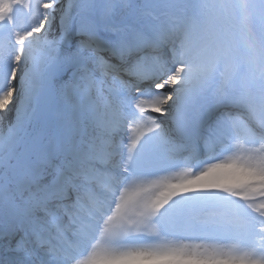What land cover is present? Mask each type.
Masks as SVG:
<instances>
[{"label": "rangeland", "instance_id": "obj_1", "mask_svg": "<svg viewBox=\"0 0 264 264\" xmlns=\"http://www.w3.org/2000/svg\"><path fill=\"white\" fill-rule=\"evenodd\" d=\"M77 1L78 0H4V3L0 5V30H2L1 32H4L3 35L0 34V65H3L1 70L6 71L2 73L5 79H2L3 88L0 87V103L2 102L8 106L9 100L17 103L18 99H20V103L22 102V98L26 90H28L31 86V76L37 64L43 66L45 74H47L48 69L51 66L52 77L50 80L46 81V84L48 88L49 86H52L53 93L55 95V104L48 113L47 123H45L41 116L43 110H41L39 108V104H37L35 106L36 115L29 123L26 122L27 124H24V127H27L30 124L29 129H34L33 133H36V130L39 131L38 128L42 125H46V128L39 133L44 137L40 138V140L37 139L33 144H31L29 152L31 159L39 162L40 174H42V172L46 169L51 170L52 173H50L52 175H45V173H43L44 176L42 177V182L40 181L41 183L38 184L40 188L38 187L39 190H36V192H40L39 195L33 194L30 196V193L26 195L30 198H33L34 196L37 197L36 200L38 202L35 200L32 202V205L34 209L36 208L37 212L44 216L43 219L46 225V231L42 232L45 234L44 240L41 244H39L38 242L33 241L36 237L32 234L31 229L25 227L23 224L18 225L17 222L14 221L7 222L5 225L7 233L0 235V264H40L41 260L46 261V264H77L81 251L84 249L80 247L81 245L74 246L73 243L78 244L79 241L89 242L88 248L95 249V251H97L96 249L99 248L98 246H100L101 243L100 240H98L100 236L98 232L99 230H96V226L98 227L97 221H101L99 217L103 214V211L115 203L114 197L118 194L119 198L122 196L124 186L121 185L118 187L117 184L125 181L126 178L129 177L128 172L130 173V171L129 168L120 164L119 161L121 158L122 160L131 159L132 161V156L128 154L129 150L126 146L128 143H131L132 145L133 142L130 139L128 140L125 136L124 140H126V143L124 150L122 146H116V148H113V145L115 144L114 141L112 142V145L108 147L103 143H100L97 136L103 135L99 131L101 123L105 122L104 124H108V120L114 118H111V114L107 116L106 114H103V112L105 109L113 110V108H122L118 104V92L126 90V92H128V97L131 99L133 97L132 89L134 87L142 90L141 95L145 96L146 99H151L150 104L155 105L156 103H153V97L157 96V92L155 88H153V84L162 81L167 83L166 77L170 75L169 70L174 68L177 64V59L182 56L184 59L185 55L195 54L196 52L195 49H193V51L190 50L195 44V42L192 43L190 41V36L188 35L190 28L182 29L180 25H187L183 12L172 11L171 13L165 12L161 14L159 11H156L151 7L157 0H137L138 4L135 8H132L133 6L129 4L130 0L125 7L122 4L111 5V2H102L104 0H81L80 3ZM134 1L136 0H132V3ZM232 1L233 4H236V9L239 7V12L236 17L233 18L234 25H229V27L225 28L221 34L216 35L213 38H207L205 41H200V44L210 42L209 44L211 45L215 42V39H220L227 35V33L237 31L236 42L242 41L245 36H248V38L245 39L246 42L255 46L256 40L259 41V44H261L257 46L258 48L264 47V0ZM33 2L38 3L37 9L34 8L37 6L32 8ZM194 2L198 5V9L196 10L198 13L201 11V5L204 3L205 6H208L209 8L212 6L218 8L219 6H216L215 2L222 1L194 0ZM16 3H21L20 5L22 9L24 10L26 8V11L28 10L29 12H20L19 18L16 21L17 23L16 25H13V27L9 26L7 29L2 28L5 25L1 24L2 18H10V12H7V10ZM116 5L121 7V10L118 9ZM35 9L36 12L34 11ZM69 16L72 20L71 31L68 33L67 39H65L63 43L58 44L57 42L61 36L64 21ZM161 18L166 19V24L163 30L159 31L155 38L153 37V32L150 31V39L152 40L149 42H139L144 43L142 46H147V48L139 54H132L130 57H122L128 58L126 60L119 58L118 55L113 56L111 50L107 49L104 42L98 38L99 32L102 31H121L122 28H120V26L117 27L116 25L123 23L130 27V29L128 28V31H131V35L132 30L140 28L142 23L144 24L142 28L150 30V28H154V26L149 23L152 20L157 21ZM210 20L211 21L208 23H198L200 31L197 32L196 35L204 32L205 29L207 30V27L203 26L204 24H209L211 28H214L216 22L212 19ZM240 23H242V26L243 23H245V26L238 27L237 24L239 25ZM167 30H170L171 32H168L164 37H162L160 34ZM173 31H175V33H173ZM81 32H84L85 34L91 33L98 38L104 49H106V51L101 54L108 61L107 64L99 62L96 59V53L91 50L83 54L79 52L80 59L71 61L70 63L67 62L69 57H64V54L70 56L71 51L78 50V41L84 38L80 35ZM5 35L10 36V42L5 39ZM48 42H51V44ZM209 44L208 46H210ZM187 46L188 50L185 51ZM90 58H92L93 63L89 60ZM131 58L134 59L132 64ZM260 58L261 59L258 61L259 69L256 70V72H258L254 76L257 81L262 79L264 75V61H262V59H264V54L260 56ZM206 59V61H208V65L204 67L202 71L199 70V73L197 70L193 72L192 68L187 67L184 64L185 68L181 74L180 84L176 87L169 86L166 90L159 92V97L164 95V99L168 100V103L162 106L163 111L159 112L158 118V121H163L161 127L165 128L167 137L169 133L173 135L174 128L172 126L175 125L174 117L179 112L180 102L185 99L190 92V86L195 85L197 82L199 83L201 80L200 75L204 74L207 70L211 73L214 71L213 64L209 61V56H206ZM135 60H138L139 62L142 61V68L149 65V67L154 70L150 69V71L146 73V71H141V68L140 73H135V67L133 66V63L136 62ZM242 62L243 64H246L247 60H243ZM227 68V64H225L221 69L219 68L220 70L218 69L214 76L216 81L210 87L209 91L199 99L195 98L194 100L192 99V101H194L193 103L196 102V104L200 101L212 102L215 100V96L219 94V98L221 99L219 103L221 104L220 107L223 106V108L228 110L236 108L239 112H243H237L238 115L244 117V121L238 120V123L245 131H243V134L230 136L216 131V135H214L213 132L207 131L206 133L204 132L199 135V140H201L205 135H207L205 138H213L214 140L209 142L207 146H212V149L214 152H217L218 155L226 156L229 163L230 161H239L237 164L239 165V169H241L243 165L249 164L253 175L240 177L239 179L235 173L232 174L230 172H226L223 174L224 172H219L226 178V182L231 185L238 186L241 182L246 183L250 179H257L262 171L257 169V165L260 163L264 164V90L262 92L256 91L258 90V84L251 82L252 79L250 81V72V76L247 77H244L240 72L235 73L237 75H242L246 81L234 76L231 79V76L224 73ZM74 70L79 76H83V78H85L87 75L88 78L94 80L95 88L100 90L94 91L92 94H86L84 101L82 100L81 93L87 88L86 86H81L80 90L72 89L71 93L68 92L69 87H67L65 83L74 82ZM13 76H15V79L12 78ZM226 76L228 83L222 82ZM114 79L117 81H114ZM260 81L264 83V79ZM62 84H64L65 92H68V94H64V96L60 97L57 89L58 86ZM74 84L80 85L81 82L79 83L78 81H75ZM226 84H229L228 88H231L233 91L227 90L228 88L222 90ZM261 87L264 88V85H261ZM169 92L173 93L171 99H168ZM227 94H235L239 98H228V96H226ZM49 97L50 94L48 95V101L50 100ZM98 100L101 102L102 106H97ZM132 105L138 104H135L133 101L130 102V104H128L127 111L129 112L135 109V112L132 111L131 113L133 117L137 118L138 109L137 107H132ZM58 106L68 108L66 111L62 110V112H59L61 115L63 114V119L50 117L52 114L54 115L56 113V111L54 112V108ZM76 106L83 108L84 117L79 118L76 112L73 111ZM220 107L218 106V108ZM89 109L92 111L90 112ZM6 112L9 117L17 120V113H13V111L9 109H7ZM93 113L98 114L99 119H96ZM56 121H59L61 124L60 127H63L61 137H66L72 151H75V153L77 152L68 162H65L64 160H57L55 159V155L50 154L48 147L49 142L50 140H53L52 138L57 136V133L59 132L52 129L53 123ZM141 125H143V123H141ZM130 128L131 125L128 122L125 124L124 121V124H122V128L120 129L122 132L121 135H127ZM144 129L149 128L143 126V130ZM169 129H171L170 132ZM125 130L127 131L126 134ZM115 137L119 138L118 142L120 144L123 142L121 137L114 135V139ZM25 141V139L18 141L19 152ZM131 145L127 147L130 148ZM95 148H98L100 151H95ZM106 148L110 149L112 153L119 150L120 159L117 161L112 160L111 162H105V160L100 157V153L103 154V150ZM97 152L99 153L98 157ZM196 155L197 152L188 150L185 155L182 156L183 159L176 161V163L180 164V166L187 165L185 169L191 170L193 166H197L199 163L198 159L201 160L202 158L203 161L209 159L205 158L208 156L201 155L197 157ZM50 160L55 162L48 164ZM183 160H185V163ZM89 161L91 164L87 163ZM223 163L226 162L224 161ZM255 163L256 165L253 167ZM47 164L48 166H51L50 169L46 168ZM105 164L117 165L118 169H104L107 171L104 172L103 167H105ZM57 169H60L62 173H57ZM70 170L72 171L69 174L70 180H68L65 178V176L68 175H64V173ZM83 170L86 171L84 176H82ZM246 170H248V168H246ZM87 172H90V175H87ZM117 174H122L121 179L117 177ZM5 176L9 181L12 180L15 187L16 180L10 175L9 168L3 166V170L0 173V183L4 181ZM55 180L59 182L61 191L57 186L53 190L50 188L52 187V182H55ZM87 182L93 186H95L93 183L98 182L103 184L106 182L105 190L102 194H100L101 197H96L95 199V203H100L101 206H96V210H92L90 213L81 210L83 205L80 207V203H82L83 200L80 198V202L77 199V197H79L78 195H81L83 199L92 198V195H89L91 193L89 186L82 184ZM153 182L154 181H152V184ZM167 183H169V181H167ZM263 184L264 182H260L258 186L248 185L246 189H243L236 194L229 196L227 195L228 193H224L218 197H229L233 200L236 199L238 201H236L238 205H240L248 216H251V213L254 214L252 212L253 207L264 208V197L253 195L247 192V190L250 188L260 187ZM48 188L51 189L50 192L46 195V199H43L40 202V195L43 191L48 192ZM57 192L63 193V196H68V198L69 194L70 197H73L74 195L77 197L76 199L72 198V202L67 201V199L64 200V197L61 198V200L56 201L59 197H61L55 195ZM208 197L209 199H207V201L211 202L213 200L211 197L213 196ZM153 198L154 195L146 197L144 203L139 202L138 207L141 209L146 207ZM62 201H64V203H62L63 206L59 205ZM45 206L49 210L47 216L41 211V209ZM65 207L72 211L68 217L64 215V211H66ZM116 208L117 205L115 203L111 211V215L114 213ZM257 215L259 219L249 226L250 229H248V232L243 233L241 229L234 227V229H238L239 232L237 234H233L234 229L233 226H231L230 230L225 232V236H220L219 239L221 240L215 244H210L209 242L202 240L189 241L178 237L166 238L160 235L158 238L162 240L157 243L156 247L147 244L137 248L136 250L142 253L144 257L154 260V258L161 256L169 258V255L174 256L178 254L180 250L182 252V248H186L189 249L188 255L193 257L189 259L191 264L193 262L195 264H204V261H206L205 254L202 256L199 255V257L191 255V253L194 254L196 250H208L213 252V255L224 251L225 255L220 258L219 261L221 263H225L227 262L226 258L229 256L228 254H230L232 250H241L236 247V244H238L239 246L242 245L243 248L239 252V255L245 256L255 252V254L263 256L262 261L256 260L255 262L264 264V227H261L262 222H264V213ZM26 218L30 219V216L27 215ZM81 218L83 220H81ZM250 219L251 217L249 220ZM46 220L48 222H46ZM29 221L31 226V222L33 221L32 216ZM104 221L105 220L102 221V224ZM80 224H83V228L86 230L85 232H79L78 226ZM60 227H63V229ZM67 228L70 230V233L67 232ZM25 233H28L29 238L33 241L31 248L34 255L25 256L23 253H19L14 250L16 247V240ZM219 235H221V233ZM94 238L95 241L91 242ZM212 245L217 246V248H212ZM105 250L114 253L120 252L119 250H114V248H105ZM85 253H87V255H83L81 258L88 257L89 253ZM235 264L242 263L235 262Z\"/></svg>", "mask_w": 264, "mask_h": 264}, {"label": "bare ground", "instance_id": "obj_2", "mask_svg": "<svg viewBox=\"0 0 264 264\" xmlns=\"http://www.w3.org/2000/svg\"><path fill=\"white\" fill-rule=\"evenodd\" d=\"M221 1L222 2H215V5L219 6L218 8H215L213 6L209 8L208 6H205L204 3L203 5H201V11L198 13L196 11L198 9V5L194 2V0H157L151 6L154 10H160L161 13L166 11L169 13H171L172 11H182L183 15L185 16L187 25H185L184 28H190L188 33V35L190 36V41L192 43L195 42L193 48L190 50L193 51V49H195L196 52L195 54L185 55L184 59L183 56L178 58L177 63H183L187 67L192 68L193 72L197 70L199 73V70L202 71L203 68L208 65L206 56H209V61H211V64H213L214 71L211 73L209 70H207L204 74L200 75L201 80L199 81V83L197 82L195 85L190 86V92L188 93L187 97L180 102L179 112L174 117V123L176 124L172 126L174 128L173 135L169 133L168 137L166 136L165 128L161 127L163 121H158L159 112L163 111L162 106L164 105L157 103L155 105L150 104L151 99H146L145 96L141 95L142 90L140 89H136L135 91H133V97L130 99V102L133 101L135 104H138L132 105V107H137V118L140 119L133 117L131 111H127L128 106L123 105L122 100H120V102H122L120 105L121 107H123L122 109H105L103 114H106L107 116L111 114V118H114L109 119L108 124H104L105 122L101 123L100 127L103 129L102 125L104 124L106 128L99 131L100 133L104 132L105 134L104 136L96 135L97 139L100 143H103L107 147L111 146L112 142L114 141L115 144L113 145V148H116V146H122L123 150L126 143V140H124L125 136L128 140L130 139L133 141L132 145L131 143L127 144V146L131 145L130 148L126 146V148H128L129 150L128 154L132 156V161L131 159L122 160V158L119 161L120 164H122L126 168H129L130 173L128 172L129 177L126 178L124 182L125 184H123L125 188L124 191H122V196L119 198L118 194L114 197V202L117 205L114 213L111 215V211L115 203L112 204L109 211L107 212L108 214L105 215L104 219L99 222L97 221V224H101L98 227L96 226V230H99L100 232L98 240H100L101 242L100 246H98L99 248L96 249L97 251H95V249L88 248L89 244L85 241H79L80 244L73 243L74 246L81 245L80 247L84 249L81 251V253H83L84 251H87L89 253L88 257L86 258L80 257L77 264H191L189 259L193 257L188 255L189 249L182 248V252L180 250L178 254L174 256L169 255V258L161 256L154 258V260H151L148 257H144L142 253L136 250L137 248H140L141 245H138V247L132 246L129 244L128 240L130 238H135L136 236H142V238L144 237L145 239H150V241L153 242L149 243L148 245L156 247L157 243L162 240L158 237H160V235L167 237L168 235V233L166 232L167 227H164L162 224L166 222H172L173 224H175L176 228H178L180 233H183L185 230H192L196 227L201 228V233L204 231L214 233L216 238L209 243L215 244L218 243L219 240H221L219 239L220 236H225L226 233L224 232L229 230V226L231 227L232 225H234L236 228L241 229L243 233L248 232V229H250L249 226L259 219L257 214L264 213V208L253 207L252 212L255 215L251 213V216H248V214L240 207V205H238V201L236 199L233 200L229 197H218L219 195H222L224 193H228L227 195L231 196L232 194H236L241 190L246 189L248 185L258 186L260 182H264V164L260 163L257 165V169L262 170L257 179H250L246 183L240 181L241 183L238 184V186L231 185L230 183L225 181L226 178L219 172L222 171L224 172L223 174H225L226 172H230L232 174L235 173L237 178L239 179L240 177L253 175L249 164H241L243 165V167L239 169V165H237L239 161H230L229 163L228 159H226V156L218 155L217 152H214L212 146H207L209 142L214 140L213 138H205L207 135L203 136L200 141L199 139L196 140V138L199 137L201 133H206L207 131L213 132L214 135H216V131L221 134H228L230 136L243 134L245 131L238 123V120L244 121V117L237 114V112L239 111L236 108L228 110L226 108H223V106L220 107V104L198 113L196 115L195 123L200 120L201 125L195 133L196 137L193 139H189L187 137L188 134L185 135V137L183 136L185 128L190 123V121L187 122V120L184 118V115L193 114L189 111L192 106L195 105L194 108L195 111H197L203 105L199 103H193L194 101H192V99H199L209 91L210 87L216 81V78L214 77L215 72L219 68L221 69L225 64L228 65V68L224 73H226L228 76H231V79L234 76L246 81L244 77L250 76L251 74L250 81L252 79L251 82L258 84V90L256 91L262 92L264 90V88L261 87V85H264V83L260 81L264 79V75L263 78L258 81L254 78V76L258 72H256V70L259 69L258 61L261 59L260 56L264 54V47H257L261 45L259 44V41L255 40L254 46L253 44L245 41V39L248 38V36H245L242 41L236 42L235 40L237 39V31H232L231 33H227V35L223 36L220 39H215V42L211 45L209 44L210 42L200 44V41H205L207 40V38H213L216 35L221 34L225 28L229 27V25H234L233 18L236 17L237 13L239 12V7L236 9V4H233L232 0ZM37 2L32 3V8L34 6H37L34 8H38ZM77 2L80 3L81 0H78ZM102 2H111V5L122 4L124 7L127 6L126 0H104ZM3 3L4 0H0V5ZM20 4L21 3L13 4L11 8L7 10V12H10V18H2L1 24H5L2 28L7 29L9 26L13 27V25H16L17 23L16 21L19 18L20 12H29L28 10L26 11V8L23 10ZM129 4L133 6L132 8H135L138 4V1L136 0L132 3V0H130ZM117 8L120 9L121 7L117 6ZM36 9L34 10L35 12ZM210 19L216 22L214 28H211L209 24H204L203 26L207 27V30L205 29L204 32L196 35V33L200 31L198 23H208L211 21ZM237 26L241 27L242 23H240L239 25L237 24ZM244 26L245 23H243L242 27ZM1 31L2 30H0V34L3 35L4 32ZM173 33H175V31H173ZM145 36L146 34L144 35V33L140 32L137 39L143 40ZM120 44L121 42L114 43L113 41V48L119 46ZM208 44L210 46H208ZM126 45L127 54L118 55L119 58L125 56L130 57L132 53L139 54L147 48V46L143 47L133 44ZM186 50H188V46L185 48V51ZM64 57H69V59L67 60L68 63L80 59L79 50L71 51L70 56L64 54ZM122 59L126 60L128 58ZM89 60L91 61V63H93L92 58H90ZM131 60L132 64L134 59L131 58ZM243 60H247V63L243 64ZM262 61H264V59H262ZM142 65V61L139 62L137 60L136 62H134V72L140 73ZM2 68L3 65H0V87H2L3 84L2 79H5L2 73L6 72L4 70H1ZM150 69L151 67L147 65L144 66L141 71H146L147 73L150 71ZM236 72H240L244 77H242V75L235 74ZM114 81L117 80L114 79ZM78 82H81V84L77 85L74 84V82H68L67 84L65 83V85L69 87L68 92L70 93L72 92V89L80 90L81 86H86L87 88L81 93L83 101L86 94H92L94 93V91L100 90L98 88H95L94 80L88 78L87 75L85 76V78H83L82 76L81 79L78 80ZM64 87V84L58 86L57 92L60 94V97L64 96V94H68V92H65ZM157 96H160V93H157ZM161 98L164 99V95L161 96ZM217 101H221V99H218ZM20 104V99H18L17 103L11 102L9 100L8 106L6 104H3L2 102L0 103V138H2L0 139V173L3 170V166H6L7 168H9L12 178L16 180L15 187L12 180L9 181L6 176L4 177V181L0 183V235H4L7 233L5 230V225L9 221L17 222L18 225L23 224L25 225V227L31 229L29 221L31 219V216L33 217V220L37 217L44 218L41 213L36 211V208H33L32 202L35 201L37 197L34 196L33 198H30L26 195L29 193L30 196H32L33 194L39 195L40 192L38 191V193L36 192V190H39L40 188L38 184L42 182V177L44 176L43 173H45V175H49L52 173L51 170L45 169V171L40 174V164L38 161H34L31 159L29 152V147L31 146V144H33L37 139L40 140V138L44 137L39 133L46 128V125H42L38 128L39 131L36 130V133H33L34 129H29L30 124L27 127H18L17 120L9 117L6 112V110L9 109L12 110L13 113H17V109ZM97 106H102L99 100ZM218 106L220 108H218ZM67 109L68 108L64 106H58L54 108V112L56 111V113L54 115L52 114L50 117L63 119V114L61 115L59 112H62V110L66 111ZM73 111L76 112L79 118L84 117V110L82 107L76 106ZM239 113L243 112L240 111ZM124 121L125 124H127L128 122L131 125V128L127 135H121L122 132L120 129L122 128V124H124ZM140 122L143 123V125H141ZM60 125V122L56 121L53 123L52 129L62 130L63 127H60ZM143 126L149 129L143 130ZM194 127V125H191L190 130H192ZM170 131L171 129H169V132ZM126 133L127 131L125 130V134ZM114 135L121 137V139H123V142L120 144L118 142L119 138L115 137L114 139ZM23 139H25L26 141L20 148L19 152L18 141H21ZM157 149H160L159 152L154 153L155 155L152 158L148 159V155L152 156V151ZM49 150L50 154L55 155V159H63L61 153L55 145V140L49 143ZM188 150L197 152V157L204 155L208 156L205 157L206 159H209L203 161V159L201 158L203 162L198 159L199 163L197 164V166L195 165L196 167L193 166L191 170L185 169L187 165H183V167L171 166L172 162L170 161L182 160V156H184ZM95 151L100 150L98 148H95ZM76 153L75 151H72L71 158ZM98 154L99 153L97 152V157ZM100 157L103 158L105 162H111L112 160L117 161L120 159V152L119 150H117L112 153L110 149L106 148L105 150H103V154L100 153ZM52 160H50L48 164L55 162ZM69 160L70 157L67 158L65 162H68ZM183 161L185 163V160ZM224 161L226 163H223ZM162 162H164V165L167 166L165 168H167L168 170H165L167 172L156 174L162 171ZM87 163L91 164L90 161ZM48 164L46 165V168L50 169L51 166H48ZM158 165L161 166L158 171L152 172L151 170H153V168H149L153 166L158 167ZM255 165L256 163L253 165V167ZM104 166L105 167H103V170L118 169V166L114 164H105ZM246 168H248V170H246ZM105 170L104 172H107ZM56 171L57 173H62L60 169H57ZM71 171L72 170L64 173V175H68L65 176V178L68 180H70L69 174ZM85 172V170L82 171V176H84ZM86 174L90 175V172H87ZM121 176L122 174H117V177L119 179H121ZM55 181L56 182H53L52 187L50 188L53 190L55 186L59 185L58 188H60L61 191L59 182L57 180ZM152 181H154L153 184ZM167 181H169V183H167ZM122 182L118 183L117 186L120 187L122 185ZM82 184L85 185V183ZM86 184L91 189V192L92 188L94 189L96 186L95 183H93L95 184V186L89 184V182H87ZM25 185L26 188L24 187ZM50 188H48V192L43 191V193L40 195V202L43 199H46V195L51 190ZM250 189H248L247 192L259 197H264V184L260 187ZM103 191L104 190L100 189L97 190V198L101 197L100 194H102ZM55 195L61 196L56 201H59L64 197V200L67 199V201L72 202V197H70V194L69 198L68 196H63V193L57 192ZM151 195H154V198L149 202V204L142 209L139 208V202L144 203L145 198L148 196L150 197ZM208 196H213L211 197L213 199L211 202L207 201V199H209ZM84 201L85 200H83L81 205H84ZM62 203H64V201L60 202L59 205L63 206ZM96 206L100 207L101 205L100 203H96ZM91 208L94 210L96 209L94 205H92ZM202 210H205L206 212L202 214ZM71 213L72 211L67 208L66 211H64V215L66 217H68V215H70ZM27 215L30 216V219L26 218ZM158 217H160V220H163V223L160 224V222L157 220ZM250 217L251 219L249 220ZM103 220L105 221L102 224ZM46 222L48 221L46 220ZM215 222H224L228 225H225L223 228L221 226L217 227L215 226L217 225L215 224ZM147 227H150V229L152 228L151 231H145L144 229H147ZM261 227H264V222H262ZM60 228L63 229V227ZM163 228L165 229V232H162ZM238 229H234L233 234H237L239 232ZM67 232L70 233V230L68 228ZM154 232L155 235H153ZM219 232H221V235H219ZM41 236L44 240L45 234L41 233ZM43 240L35 239L33 241L41 244ZM213 247L217 248V246L215 245H212V248ZM236 247L241 250L243 249L242 245L239 246L238 244H236ZM105 248H114V250H119L120 252H108L105 250ZM241 250H232L230 254H228L229 256L226 258L227 262L225 263H221L219 261V259L225 255L224 251L213 255V252H210L208 250H196L194 254L191 253V255H193L194 257H199V255L202 256L205 254L206 261H204V264H235V262H240L242 264H261L255 261H262L263 256L255 254V252H252V254H247L245 256L239 255V252ZM192 264L195 263L193 262Z\"/></svg>", "mask_w": 264, "mask_h": 264}, {"label": "snow or ice", "instance_id": "obj_3", "mask_svg": "<svg viewBox=\"0 0 264 264\" xmlns=\"http://www.w3.org/2000/svg\"><path fill=\"white\" fill-rule=\"evenodd\" d=\"M72 27V20L71 17H67L64 21V26L61 31V36L58 39V44L63 43L65 39L68 37V33L71 31ZM80 35H82L84 38L78 41V50L81 54L92 51L96 53V59L104 64H107L108 61L105 59V57L101 54L106 49L102 46L98 38L91 34H85L84 32H81ZM51 44V42H48ZM127 48V45L124 44L123 42L117 46L114 47L111 52L113 56L116 55H122ZM185 68V65L183 63H177L174 68L170 69V75L166 77L167 83L165 82H158L154 83L153 87L155 88L156 92L159 93L161 91L166 90L167 87L172 86L176 87L177 85L180 84L181 82V74L183 73ZM52 77V72H51V66L48 69L47 74H45V69L43 68L42 65L37 64L32 76H31V81H30V88L26 90L21 104L18 106L17 109V125L18 127H23L26 122H30L32 118L36 115L35 112V106L37 104H41L42 102H46V99L50 93V89L46 87V81L50 80ZM15 79V76L12 77ZM73 78L74 82L78 81L81 79V77L77 74V72L74 70L73 72ZM173 96L172 92L168 93V99H171ZM153 103L157 104H167L168 100L167 99H162L159 96L153 97ZM91 112L92 110L89 109ZM96 119H99L98 114H94ZM42 118L44 119L45 123L48 121V113L46 110V106L44 111L41 113ZM2 139V138H0ZM41 211L47 216L49 210L47 207H43ZM31 229H32V234L36 237L38 240H43V237L41 236V233L46 231V225L44 222V219L42 217H37L31 222ZM33 241L29 238L28 233H25L24 235H21L17 240H16V247L15 251L19 253H23L25 256H30L34 255V252L31 248ZM40 264H46V261L41 260Z\"/></svg>", "mask_w": 264, "mask_h": 264}, {"label": "water", "instance_id": "obj_4", "mask_svg": "<svg viewBox=\"0 0 264 264\" xmlns=\"http://www.w3.org/2000/svg\"><path fill=\"white\" fill-rule=\"evenodd\" d=\"M105 22H107V21H105ZM120 26H127V24L123 23V24H120ZM110 37H112V39L116 38V36H110ZM49 89H50V93H49L50 94V101L47 104H44L43 102L40 104L41 108H43V109H45V106H46L47 113L50 111L52 105L55 102V97L53 95L52 87H50Z\"/></svg>", "mask_w": 264, "mask_h": 264}]
</instances>
